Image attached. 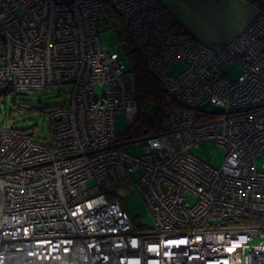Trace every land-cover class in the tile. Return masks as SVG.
<instances>
[{"label":"built area","instance_id":"built-area-1","mask_svg":"<svg viewBox=\"0 0 264 264\" xmlns=\"http://www.w3.org/2000/svg\"><path fill=\"white\" fill-rule=\"evenodd\" d=\"M110 4L166 93L162 132L135 141L139 156L116 128L137 77L101 42L104 0H0V104L73 85L48 111V143L0 123V264H264V17L212 45L176 31L162 0ZM209 139L226 149L221 167L190 153ZM137 171L153 227L118 190Z\"/></svg>","mask_w":264,"mask_h":264},{"label":"rangeland","instance_id":"rangeland-1","mask_svg":"<svg viewBox=\"0 0 264 264\" xmlns=\"http://www.w3.org/2000/svg\"><path fill=\"white\" fill-rule=\"evenodd\" d=\"M106 20L101 22V42L104 46L116 50L123 58L126 67L130 69V59L120 46L113 23L109 20L107 22ZM187 66L188 64L186 62H177L173 66L172 74L179 75ZM222 72L228 77L237 79L241 74V69L238 63H229L222 67ZM161 90L165 93L162 87ZM72 91V84H57L50 85L43 90L19 91L15 96L8 94L5 102L0 104V123L9 127L25 130L33 138L48 143L51 138V121L46 110L68 102L71 98ZM136 114L137 107H130L126 111L118 113L116 116V128L124 149L131 154L139 156L143 153V148L135 141L141 139V136L132 137L131 134H126L132 126ZM190 153L214 167H221L227 152L224 147L209 139L192 147ZM259 159L261 162H264V154ZM140 177L141 171L133 173V182L130 185L124 184L120 186L118 190L124 206L130 213L135 224L137 226L148 225L153 227V219L150 212L136 188L135 181H138ZM190 201L194 202L193 196L190 197ZM263 239V237H258L253 241V244L259 243Z\"/></svg>","mask_w":264,"mask_h":264},{"label":"crops","instance_id":"crops-1","mask_svg":"<svg viewBox=\"0 0 264 264\" xmlns=\"http://www.w3.org/2000/svg\"><path fill=\"white\" fill-rule=\"evenodd\" d=\"M194 41L216 45L239 35L261 14L264 0H163Z\"/></svg>","mask_w":264,"mask_h":264},{"label":"trees","instance_id":"trees-1","mask_svg":"<svg viewBox=\"0 0 264 264\" xmlns=\"http://www.w3.org/2000/svg\"><path fill=\"white\" fill-rule=\"evenodd\" d=\"M104 3L108 11L107 20L113 23L120 46L130 59L131 67L130 69L126 68L133 71L137 77V114L132 126L128 129V133L126 132V134H131L132 137L141 136V138L145 136H155L162 132V121L166 109L165 93L161 90L157 78L148 70L145 58L127 30L126 23L122 16L114 10L110 4V0H104ZM259 6L261 9L260 17H264V5L260 4ZM174 29L187 38L194 40L186 29L180 26L177 21H175ZM17 93L18 92H15L12 95L15 96ZM49 109L50 108H48L46 112H48Z\"/></svg>","mask_w":264,"mask_h":264}]
</instances>
